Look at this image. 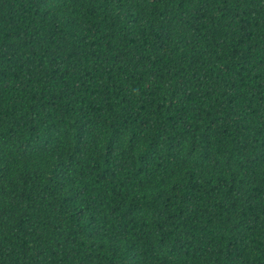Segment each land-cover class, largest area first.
Listing matches in <instances>:
<instances>
[{
  "label": "trees",
  "instance_id": "trees-1",
  "mask_svg": "<svg viewBox=\"0 0 264 264\" xmlns=\"http://www.w3.org/2000/svg\"><path fill=\"white\" fill-rule=\"evenodd\" d=\"M0 264H264V0H0Z\"/></svg>",
  "mask_w": 264,
  "mask_h": 264
}]
</instances>
